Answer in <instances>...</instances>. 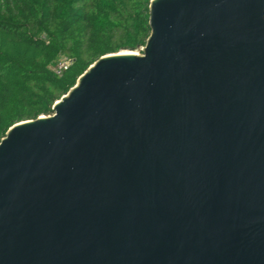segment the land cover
Instances as JSON below:
<instances>
[{
    "label": "water",
    "instance_id": "water-1",
    "mask_svg": "<svg viewBox=\"0 0 264 264\" xmlns=\"http://www.w3.org/2000/svg\"><path fill=\"white\" fill-rule=\"evenodd\" d=\"M0 142V264H264V0H151Z\"/></svg>",
    "mask_w": 264,
    "mask_h": 264
},
{
    "label": "trees",
    "instance_id": "trees-1",
    "mask_svg": "<svg viewBox=\"0 0 264 264\" xmlns=\"http://www.w3.org/2000/svg\"><path fill=\"white\" fill-rule=\"evenodd\" d=\"M151 0H0V142L53 106L100 58L145 48ZM67 58L59 76L53 69Z\"/></svg>",
    "mask_w": 264,
    "mask_h": 264
},
{
    "label": "built area",
    "instance_id": "built-area-1",
    "mask_svg": "<svg viewBox=\"0 0 264 264\" xmlns=\"http://www.w3.org/2000/svg\"><path fill=\"white\" fill-rule=\"evenodd\" d=\"M72 61L67 59V58H63L61 59L57 65L54 67L53 71L57 74V75H61L63 73V71H65L70 65H71Z\"/></svg>",
    "mask_w": 264,
    "mask_h": 264
},
{
    "label": "rangeland",
    "instance_id": "rangeland-1",
    "mask_svg": "<svg viewBox=\"0 0 264 264\" xmlns=\"http://www.w3.org/2000/svg\"><path fill=\"white\" fill-rule=\"evenodd\" d=\"M136 53L141 54V51H137Z\"/></svg>",
    "mask_w": 264,
    "mask_h": 264
}]
</instances>
